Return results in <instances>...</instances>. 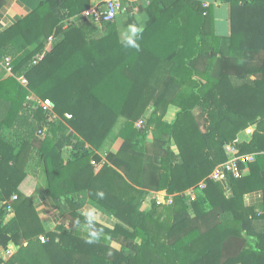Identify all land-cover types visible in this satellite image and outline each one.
Instances as JSON below:
<instances>
[{"label":"trees","instance_id":"16d2710c","mask_svg":"<svg viewBox=\"0 0 264 264\" xmlns=\"http://www.w3.org/2000/svg\"><path fill=\"white\" fill-rule=\"evenodd\" d=\"M217 1L230 8L227 39L213 31L211 6L149 0L150 23L125 42L116 22L103 24L100 36L69 22L89 0H26L29 14L0 34V60L13 65L12 77L0 75V246L14 250L0 264H264V201L259 214L242 203L246 193L264 196V0ZM29 92L50 100L75 136L30 110ZM170 104L178 111L167 122ZM147 109V129L136 131ZM249 125L251 138L236 144L240 154H255L249 176L228 178L229 196L212 181L198 189ZM28 180H42L46 194L63 202L68 229L45 230L19 190ZM157 192L172 204L152 201L142 210ZM86 200L120 223L110 228L83 216Z\"/></svg>","mask_w":264,"mask_h":264},{"label":"crops","instance_id":"0c3cea01","mask_svg":"<svg viewBox=\"0 0 264 264\" xmlns=\"http://www.w3.org/2000/svg\"><path fill=\"white\" fill-rule=\"evenodd\" d=\"M133 6H136L137 10L136 12L125 15H120L116 22V27L118 30V36L122 41H129L134 36H136L139 31L132 30V27L134 26L135 29H144L151 21V14L149 12L148 6H149V0H132ZM198 2H201L204 7L211 6L212 7V14H213V31L215 35L219 36L220 38L227 39L230 37V23H229V12L230 8L228 4L219 2L217 0H195ZM90 5V0H89ZM89 7V6H88ZM30 12V7L27 4L26 0H0V34L7 28L13 26L18 21L23 19L27 14ZM69 22H73V24L77 26H82L81 22L78 20V16H75L69 20ZM65 27V26H64ZM102 26L96 27L97 34H102ZM52 38V37H49ZM49 38L47 39V43H49ZM34 49V46L28 47L24 51L18 54V57H23L27 55L29 52H31ZM39 55H37L38 57ZM36 58V57H35ZM0 75L4 76V78L10 77L6 75L5 71L3 70L1 64H0ZM30 93V92H29ZM34 95L33 93H30ZM35 96V95H34ZM36 97V96H35ZM30 109V108H29ZM150 110V109H149ZM178 111V108L170 104L167 106L165 113L163 114V120L167 122H171L176 112ZM151 113V110H150ZM150 114L146 115L145 119H148ZM58 117V116H57ZM56 124L62 123L65 125L69 131V134L71 133L72 136H75V133L73 132L72 128L60 117H58ZM119 124L116 125L114 128L115 132L118 130ZM255 129V125H249L245 130L240 132L236 138L238 143L243 141H248L251 138L252 132ZM151 143V132L149 131V134L147 136L146 145H150ZM121 144V139H116L113 144L110 146L109 150L115 153L117 149L119 148ZM68 152V150H66ZM104 161V156L102 155V162ZM101 163V162H100ZM92 164V162H91ZM99 164V163H98ZM94 167V166H93ZM123 168V165H120L121 169ZM95 172L96 169L94 170ZM250 174V169L248 166L244 169L243 177H248ZM264 176V172L262 173ZM242 177V178H243ZM32 181L30 184L25 183L24 181L21 185V189H19L22 193L28 195L30 200L32 201L38 219L42 223L43 227L46 231H55L57 227L62 226L64 229H66V222L64 220V208L62 207L63 202L60 201L59 204H56L47 194L45 191V187L43 185L42 180H28ZM161 194L166 195L164 192H159ZM228 191H225V194L227 196ZM155 193H150L149 196H147L146 201L143 202L144 205H146V208L141 209L146 211L150 208L151 202L154 201L152 199V196ZM169 196V195H166ZM12 197H16V195H12ZM12 197L9 199L8 205L11 208V212L8 213V219L12 218L14 216V210L12 208V204L17 200V197L14 201H11ZM11 201V202H10ZM264 196L262 191H255L251 193H246L242 196V203L245 208H251L254 209L255 213H260V206L263 204ZM91 212L92 216L94 217L92 220L102 224L104 226L113 228L117 223H120L115 217L111 216L107 211H105L102 207L97 205L96 203L86 200L82 207L80 208V213L86 217L85 213ZM252 223H263L260 220H253ZM112 245L117 243H111ZM3 249L0 246V250Z\"/></svg>","mask_w":264,"mask_h":264},{"label":"built area","instance_id":"2783aa9c","mask_svg":"<svg viewBox=\"0 0 264 264\" xmlns=\"http://www.w3.org/2000/svg\"><path fill=\"white\" fill-rule=\"evenodd\" d=\"M132 0H90L89 7L82 11L78 15V20L84 25H88L90 27H100L105 23L115 22L117 18L122 14L130 15L136 12V6H133ZM69 23L65 22L64 26L66 27ZM52 38H49V41ZM42 55L35 58L33 63H36ZM0 64L5 71L6 75L12 77L13 76V65H12V58L11 57H3L0 60ZM16 80L19 84L27 88L28 81L24 76L16 77ZM31 93V92H30ZM28 93L26 97L27 105L29 106L30 110L40 109L43 113H45L48 117V122H56L58 117L53 111V104L50 100L45 99L42 100L34 95ZM67 119H70V115H65ZM144 122L139 120L135 123V127L138 130L143 129ZM45 135V129H41L38 131V136L43 138ZM238 143L237 140H234L232 143L225 145L224 151L227 157V160L223 163L218 165L213 169V171L203 179L197 185V188L203 190L206 188L207 182L212 181L215 183H219L223 186L224 191H228L226 187V181L228 178L233 179H241L244 174V169L250 163L255 160V154H240L236 144ZM92 165L97 170L99 168V164L92 162ZM190 198L194 199V191L191 189L190 191ZM16 197H12L11 201H14ZM152 199L156 203H165L168 205L172 204V197L166 196L159 192L153 194ZM10 201V202H11ZM12 210L10 206H7V212L10 213ZM66 229H68V224L65 225ZM40 241L44 242V237H40ZM8 255L11 256L12 252L8 251Z\"/></svg>","mask_w":264,"mask_h":264},{"label":"rangeland","instance_id":"374dc122","mask_svg":"<svg viewBox=\"0 0 264 264\" xmlns=\"http://www.w3.org/2000/svg\"><path fill=\"white\" fill-rule=\"evenodd\" d=\"M101 34H96V36H100ZM149 115L150 114V110L149 109H147L146 110V114H144L143 116H141L137 121H139V120H142L143 122H144V124H143V129L142 130H138L136 127H135V123L137 122V121H135V123H134V129L136 130V131H145L147 128H146V125H147V121H148V119H145V117H146V115ZM150 129H151V127H149V129H148V131H150ZM145 202H147L146 200H144ZM142 209H144V208H146V205H144L143 203H142ZM115 248H119V245L118 244H114L113 245ZM8 251H10V252H12V255L14 254V250H13V248H10V247H8V248H6V249H1L0 250V260H2V261H7L11 256H9L8 255Z\"/></svg>","mask_w":264,"mask_h":264},{"label":"clouds","instance_id":"9594fccd","mask_svg":"<svg viewBox=\"0 0 264 264\" xmlns=\"http://www.w3.org/2000/svg\"><path fill=\"white\" fill-rule=\"evenodd\" d=\"M132 30H134V31H139V32H142L143 31V29L142 28H140V29H135L134 28V26L132 27ZM134 47H136V48H138L139 46L136 44V45H134ZM98 195L100 196V197H103V193H98ZM85 215H86V217L89 219V220H92L94 217L92 216V213L91 212H87V213H85ZM92 236L93 237H97V234L96 233H92ZM89 242H91V241H89Z\"/></svg>","mask_w":264,"mask_h":264}]
</instances>
